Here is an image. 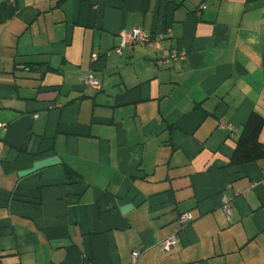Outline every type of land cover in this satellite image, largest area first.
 Instances as JSON below:
<instances>
[{
  "label": "crops",
  "instance_id": "crops-1",
  "mask_svg": "<svg viewBox=\"0 0 264 264\" xmlns=\"http://www.w3.org/2000/svg\"><path fill=\"white\" fill-rule=\"evenodd\" d=\"M11 1L0 264H264V158L230 165L264 116V0ZM135 28L160 49L114 53Z\"/></svg>",
  "mask_w": 264,
  "mask_h": 264
},
{
  "label": "trees",
  "instance_id": "trees-1",
  "mask_svg": "<svg viewBox=\"0 0 264 264\" xmlns=\"http://www.w3.org/2000/svg\"><path fill=\"white\" fill-rule=\"evenodd\" d=\"M15 11V2L8 0L0 7V19L9 18ZM264 128V116L251 113L241 135L236 141L230 165L240 166L264 158V144L259 142V135Z\"/></svg>",
  "mask_w": 264,
  "mask_h": 264
},
{
  "label": "built area",
  "instance_id": "built-area-1",
  "mask_svg": "<svg viewBox=\"0 0 264 264\" xmlns=\"http://www.w3.org/2000/svg\"><path fill=\"white\" fill-rule=\"evenodd\" d=\"M120 43L118 47H116L113 51L114 53L121 54L122 50L125 48H130L133 45H141L149 48H154L156 50H159V41L161 38L152 37L151 34L139 29L135 28L130 32L123 31L119 34ZM185 54L183 52L181 53H175L172 54V56L169 59H160L156 61L157 66H166L170 63V61H174L179 59L184 60ZM82 83L85 88L92 89V90H98L99 89V83L91 76H87L82 80ZM223 208L229 212V205L228 200H224L223 202ZM191 215L190 214H183L179 217V224L180 225H186L191 221ZM177 239L176 237L169 238L165 242L164 250H169L171 246L176 244ZM138 257V253H132L130 255V259L132 261V264L136 262V259Z\"/></svg>",
  "mask_w": 264,
  "mask_h": 264
}]
</instances>
